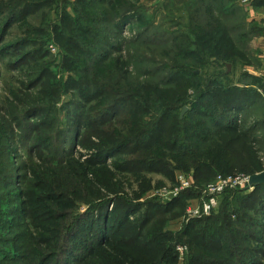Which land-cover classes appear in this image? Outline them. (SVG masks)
<instances>
[{
    "label": "trees",
    "instance_id": "trees-1",
    "mask_svg": "<svg viewBox=\"0 0 264 264\" xmlns=\"http://www.w3.org/2000/svg\"><path fill=\"white\" fill-rule=\"evenodd\" d=\"M138 1H45L62 7L58 21L51 29L62 43L63 72L71 75L64 82L61 79L45 81L46 72L33 78L31 95L20 108L27 106L31 110L45 111L58 119L61 111L60 117L65 124L66 118H71L65 116L66 107L59 104L72 91V97L80 99L69 103L75 109L73 134L78 138L85 134L82 139L89 133L99 136L93 149L95 155L89 159L78 161L74 153L69 154L64 148L58 160L56 157L51 163L45 160L54 169H45L37 188L46 191L51 184L62 198L61 202L53 204L59 208V213L51 219H67L69 225L64 223L63 228L68 226L65 233L71 234L75 231L73 223L77 218H82L85 213L92 215L88 228L97 225V235L103 239L91 247L85 245L87 252L82 261L89 259L90 264L263 262L264 248L260 245H264V200L259 202L257 193L262 190L264 198V184L253 187L251 195L240 194L247 188L225 190L210 215L192 218L182 225L181 218L187 210L178 217L179 221L172 217L175 210L187 209L189 204L197 202L202 196V188L218 176L239 172L252 176L264 171L260 161L264 139L258 140V124L246 127L239 121L245 110L257 114V103L252 101L254 95L262 100L260 107L264 109L263 80L246 70L256 62L254 58L252 63L253 55L249 53V41L257 33L256 27L247 24L245 13L241 20L239 13L244 10L235 5V0H186L182 6L185 11L172 17L179 29L171 38L165 37L162 43L165 44L164 62L158 63L151 56L150 62L155 67L140 66L138 72L132 74L133 63L125 53L130 43L147 44L149 40L122 41L117 46L110 44L106 35H110L107 26L116 19L122 27L140 18L135 15V12H141L136 5ZM12 2L17 4L21 0ZM257 2L253 0L252 4ZM69 6L72 13L67 11ZM9 9L11 6L2 0L0 15L6 16ZM11 13L17 15L14 10ZM35 13L31 9L29 14L24 12L23 18L17 16L24 21ZM33 32L39 33L33 27L23 36H32ZM5 40L6 34L0 37V45ZM0 53L5 52L1 50ZM42 61V57L34 56L35 69L47 68L40 65ZM228 65L232 66L231 71H228ZM24 66L30 68L32 63L26 61ZM239 67L240 76L235 77ZM143 73L146 76L143 81H134ZM3 78L4 72L0 71V230L6 225L7 211L17 207L19 201L18 198L13 200V193L8 189L14 156L9 150L12 139L8 136L11 121L7 112L11 115L12 108L9 98L3 95L16 99L21 92L6 80L2 82ZM186 105L190 108L182 117L181 111ZM20 108L16 110L19 112ZM235 113L237 116L233 115ZM258 119L262 120L261 117ZM53 124L54 121L45 118L42 124L34 126L33 131ZM55 138L59 136L56 134ZM45 154L41 151L40 158ZM66 165L69 167L64 170ZM168 170L174 173L187 171L190 174L186 175L196 187L169 201L159 199L152 195L153 192L146 200L136 193L131 198L125 194L124 182L130 179L128 175L141 182L145 180L142 175L162 171L169 175ZM48 177L50 179H46ZM183 197L186 199H181ZM83 207L85 210L82 211ZM38 212L37 209L32 213L33 219ZM114 215L117 222L111 225V237L108 238L109 220ZM55 231L59 232V229ZM30 235L22 240L24 242L17 240L15 243L13 239L0 236V243L6 246L14 243L25 251L20 255L25 264H29L26 258L30 253L39 258L35 264H47L48 257L62 256L68 250L63 236L58 250L50 247L40 253L35 247L39 244L36 233ZM178 245L187 247L183 257L177 250ZM0 260L3 264L7 259L1 254Z\"/></svg>",
    "mask_w": 264,
    "mask_h": 264
},
{
    "label": "rangeland",
    "instance_id": "rangeland-1",
    "mask_svg": "<svg viewBox=\"0 0 264 264\" xmlns=\"http://www.w3.org/2000/svg\"><path fill=\"white\" fill-rule=\"evenodd\" d=\"M1 1L2 0H0V3ZM27 1H29V3H25L21 0V2L15 4L12 0H5V2L11 6V9L6 12V16L0 15V37L6 34L5 42L0 45V51L2 50V52H5L2 54L0 53V61H2L0 62V71L4 72L2 82L6 80V82H9L21 92V94H17L18 98L16 99L11 95H3L9 98V107L12 108L11 115L7 112L9 115L8 120L11 121L8 136H11L10 138L12 139V141L9 142V150H11V154L14 156V159L11 161L12 172L10 174L12 175L10 176V182H8V189L13 193V200L18 198L19 201L16 202L17 207L13 209L11 207L7 211V216H4V219L7 221L5 223L6 225L0 230V234H2L0 236H2V238L8 237L13 239L14 243L17 242V240L24 242L22 240L31 237L30 233L34 234L35 232L37 237L36 241H39L38 246L35 245V247L36 250L40 251V253L42 251L46 252L50 247L58 250L59 244L63 241V236H65L64 240L66 239V242L68 243L67 252L62 256L54 255L48 257L49 261L47 264H90L89 259L82 261L83 255L87 252L85 245L91 247L100 243L103 239V237L99 238L97 235V225H94L91 229L88 228V220L92 215L85 213L82 215V218H77V220L73 223L75 231L71 234H66L65 232L68 229V226L63 228V224L66 223L69 225V222L66 221L67 219L64 221H53V219H51L55 217L54 215L56 213H59V208L54 207L53 204L62 201V198L60 197L61 195H59L58 191H55L54 188H51V184L46 191H39L37 185L40 183V180L43 179L42 177L45 173V169H54L49 165V163H51L53 161L52 159L55 157L56 160L61 158L63 153L61 152L62 149L66 148V151L69 154L74 153V158H76V160L81 159L80 161H83L93 157L95 155V151L93 149L99 136L98 134L89 133L86 138L84 137L82 139L85 134L80 138H78V135L73 134V129H76L73 125V115L75 109L74 107H71L69 103H71V101L79 102L80 99L77 100L73 98L72 91L67 93L66 96L63 95L64 98L59 104V106L63 105L66 107L67 114H65V116L71 118L69 120L66 118L65 124L63 123L64 119L60 117L61 111L58 115V119L55 116L52 117L53 115H48L45 111L31 110L27 106L26 109L20 108L28 98V95H31V80L33 78H36L43 72H46L45 81L56 82L61 79L62 82H64L71 75L68 72H63L65 70L62 66L64 54L62 50V43L61 40L56 37V33H53V30L51 29V27H54L55 23L58 21L60 16L59 12L62 11V7L57 8L55 3L49 4L45 2L46 0H41L38 3L33 0ZM131 1L134 3L135 0ZM184 1L186 0H140L136 5L141 9V12H135V15L138 14V17H140L138 20H131L129 25H122L121 27L119 21L116 19L114 23L107 26L109 29L108 33L110 35H106V38L110 44L114 43L119 46L122 41L130 42V40L134 41L135 39L140 41L149 40V43L147 44L130 43L127 49L128 52L125 53V55H129L131 63H133L130 67L132 74H134V72H138L137 69L140 66L146 69H148V67H155L150 62L151 56H153L154 61L158 63L164 62V59L162 58V51L165 44L162 43L165 42V37L171 38V35H173L172 33L179 29L177 26L178 24L173 22L172 17L174 18L175 15L178 16L185 11L182 8ZM30 4L31 6H29ZM235 5L241 7L242 10L249 6L242 3L241 0H235ZM131 8L134 9L133 7ZM31 9L36 13L32 14L29 19H24L23 21V19H19L17 16L22 15L23 18L24 12L29 14V10ZM13 10L15 11V14L17 13L16 16L13 13L14 18L11 13ZM67 11L72 13L70 6L67 8ZM243 13L244 11H240L239 13L242 17V21L244 17ZM131 14H134V12L131 11ZM184 16H186V14ZM33 27L39 31L37 35L33 32L32 36H23L24 32ZM119 28L123 30H120ZM153 40L158 41L153 44ZM33 43L35 44L33 45ZM26 44L29 45L26 46ZM249 50V53H252L250 44ZM15 51L18 53L15 54ZM105 51L108 50L105 49ZM36 55L43 58L40 65H46L47 68H43V70L35 69L34 56ZM251 59L252 63L255 62L254 56L251 57ZM26 61L32 63L30 68L24 66ZM231 70L232 66L228 65V71ZM240 73L241 67L237 69L235 77L240 76ZM145 77L146 76L143 73L141 78H137L134 81H143ZM3 87L4 85L1 89H3ZM54 87L56 86L54 85ZM259 87H261V85H259ZM1 93L3 92L1 91ZM254 100L257 103V114L248 109L245 110L246 112L243 111L240 117L241 119H239V117L238 119L239 121H242L241 123L246 125V127L258 124L256 127V129L259 130L257 137L258 140H263L264 121L262 120L264 119V109L263 107H260L263 103L262 100L255 95L252 98V101ZM186 107L187 110H189L190 106L186 105L184 108ZM16 108H20V111L18 112ZM6 109L8 108L6 107ZM243 114L245 115L242 116ZM233 115L237 116L236 113ZM259 117H261L262 120H259ZM45 118H50V120L54 121V124L48 127L44 126V128L34 132V126L42 124ZM59 128H61L59 130L61 131L60 133L58 131ZM56 134L59 136L58 139L55 138ZM41 151L46 153L42 159L40 158ZM260 156V161L264 164V151L260 153ZM75 166L76 164L73 163V167ZM67 167L69 166H63V169L66 170ZM168 172L171 171L168 170ZM173 173L174 172H171L169 175H166L162 171L160 173L154 172L148 175H142L145 177V180L141 182L136 181L137 177L128 175L130 179L124 182L125 194L131 198V196H134L136 193V195H141L140 197L142 200H146L150 197L152 192H160L165 188L169 189L177 186V175L182 173L185 175L190 174L187 171L183 172L180 170H177L174 174ZM46 179L50 178L48 177ZM253 191L254 188H250L240 192V194L251 195ZM262 193V190L257 193V196H259L257 200L259 202H263L264 200ZM158 198L164 200V198L160 196H158ZM181 199L186 198L183 197ZM194 204H196V202H194ZM112 207L113 206L110 208ZM43 208L45 209L43 210ZM83 208L82 211L85 210V208ZM37 209L39 212L33 219L32 213H34ZM181 210L174 211V216L172 217L176 218V221H179L178 217L182 216L187 209ZM50 213L54 214L51 215ZM109 221L110 225L108 226V235H106L108 238L111 237V225H115L117 222L115 221V215ZM262 224L264 225V221H262ZM57 228L59 229V232L55 231ZM21 232L24 233L21 234ZM14 243L9 246H6L7 244L0 243V255H5V259H7L3 264H25V262L20 258L21 254H25V251L17 248ZM260 246L261 248H264V245ZM26 259L29 264H35L39 261L36 254L33 253L27 255ZM256 264H264V261L261 262L259 260Z\"/></svg>",
    "mask_w": 264,
    "mask_h": 264
},
{
    "label": "built area",
    "instance_id": "built-area-1",
    "mask_svg": "<svg viewBox=\"0 0 264 264\" xmlns=\"http://www.w3.org/2000/svg\"><path fill=\"white\" fill-rule=\"evenodd\" d=\"M242 3L250 5V0H241ZM250 175L241 172L239 174L233 175H221L218 176L214 181L207 183L202 188V196L196 202V204H190L187 208L185 215L183 216L181 225L187 223V221L192 218H200L203 216L210 215L214 209L219 204L220 195L227 189L239 190L247 188L250 184ZM177 186L173 188H165L160 192H153L152 195L160 196L164 198L165 201L169 199L178 197L181 193L196 187L192 182L190 177L185 174L177 175ZM177 250L179 251L181 257L184 256V253L187 251V247L184 245H178Z\"/></svg>",
    "mask_w": 264,
    "mask_h": 264
},
{
    "label": "crops",
    "instance_id": "crops-1",
    "mask_svg": "<svg viewBox=\"0 0 264 264\" xmlns=\"http://www.w3.org/2000/svg\"><path fill=\"white\" fill-rule=\"evenodd\" d=\"M252 1L250 0V5L244 9V13L247 24H253L256 27L257 33L249 41L256 62L248 66L246 70L253 76L261 77L264 83V0H258L254 5Z\"/></svg>",
    "mask_w": 264,
    "mask_h": 264
},
{
    "label": "water",
    "instance_id": "water-1",
    "mask_svg": "<svg viewBox=\"0 0 264 264\" xmlns=\"http://www.w3.org/2000/svg\"><path fill=\"white\" fill-rule=\"evenodd\" d=\"M187 111V107L184 108V110L182 111V117H184V113ZM250 184L249 186L247 187V189H250V188H253V187H256L257 185L259 184H264V171L263 172H260V173H256L255 175H252L250 177V180H249Z\"/></svg>",
    "mask_w": 264,
    "mask_h": 264
}]
</instances>
